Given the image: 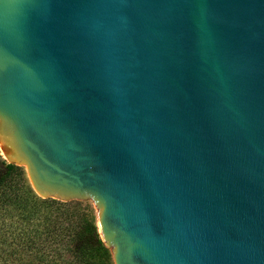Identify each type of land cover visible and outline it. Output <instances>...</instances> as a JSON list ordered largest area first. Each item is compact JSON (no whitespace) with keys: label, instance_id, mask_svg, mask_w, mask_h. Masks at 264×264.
Wrapping results in <instances>:
<instances>
[{"label":"water","instance_id":"95a60500","mask_svg":"<svg viewBox=\"0 0 264 264\" xmlns=\"http://www.w3.org/2000/svg\"><path fill=\"white\" fill-rule=\"evenodd\" d=\"M0 147L113 264H264V0H0Z\"/></svg>","mask_w":264,"mask_h":264},{"label":"trees","instance_id":"16d2710c","mask_svg":"<svg viewBox=\"0 0 264 264\" xmlns=\"http://www.w3.org/2000/svg\"><path fill=\"white\" fill-rule=\"evenodd\" d=\"M18 170L19 168L11 163L0 166V199L10 195L14 197L18 188L22 187L24 194L31 201L30 209L34 208L26 211L25 215L23 213V217L27 220L35 214L42 217L38 223L19 229L29 248L40 250L44 245L49 248L51 254L49 252L37 255V261L43 258L47 264H55L61 256L57 251L59 247H55L59 244L61 247L66 245L70 251L71 260L64 261V264H112L96 224L88 220L85 209L79 202L36 197L30 188L21 182V173L19 174ZM18 175L20 177L17 178ZM17 179L20 180V185H12V180ZM40 207L42 209L39 210Z\"/></svg>","mask_w":264,"mask_h":264},{"label":"rangeland","instance_id":"374dc122","mask_svg":"<svg viewBox=\"0 0 264 264\" xmlns=\"http://www.w3.org/2000/svg\"><path fill=\"white\" fill-rule=\"evenodd\" d=\"M7 161L3 157L1 149H0V166L6 164ZM19 168L18 172L21 175V182L24 183L25 186L29 187L31 192L38 198H42L35 193L32 189L27 175L25 168L20 165H15ZM20 175L17 176L20 177ZM20 181V180H19ZM18 179L12 180V185L20 183ZM14 187V186H11ZM71 201V200H70ZM72 201H77L85 210L86 217L89 221L94 222L97 224V214L96 208L93 202L90 199H82L77 200L74 199ZM30 199L24 194L23 188L20 187L17 190L16 195L5 196L3 199H0V264H47L46 261L42 258L39 261L35 257L37 255H41L42 253L47 254L50 252L49 248L45 245L42 249L37 250L33 248H29L28 244H26L23 240L22 235L20 234L21 230L26 226L30 227L32 224L38 223L40 221V217L37 214L30 217V219H26L23 217V213L25 215L26 211H28L31 207ZM38 209V208H37ZM36 209V210H37ZM42 207L39 208V210ZM25 210V211H24ZM30 210H34L31 208ZM43 212V211H42ZM97 226V225H96ZM41 229V227H39ZM98 230V229H97ZM26 237L24 236V239ZM55 247L58 248V252L60 253V259L56 261L55 264H64V261L71 260L70 251L67 250L66 245L59 246L56 245ZM108 249V248H107ZM110 254V260L113 264L111 258V252L108 249ZM51 254V252H50ZM96 260V259H95Z\"/></svg>","mask_w":264,"mask_h":264},{"label":"bare ground","instance_id":"6f19581e","mask_svg":"<svg viewBox=\"0 0 264 264\" xmlns=\"http://www.w3.org/2000/svg\"><path fill=\"white\" fill-rule=\"evenodd\" d=\"M0 149H1V147H0ZM2 152V151H1Z\"/></svg>","mask_w":264,"mask_h":264}]
</instances>
